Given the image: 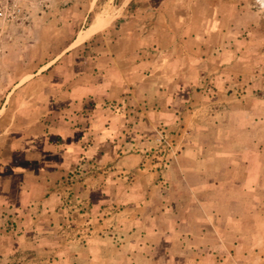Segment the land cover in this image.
Wrapping results in <instances>:
<instances>
[{"label":"rangeland","instance_id":"rangeland-1","mask_svg":"<svg viewBox=\"0 0 264 264\" xmlns=\"http://www.w3.org/2000/svg\"><path fill=\"white\" fill-rule=\"evenodd\" d=\"M130 2L0 0V264H264V0Z\"/></svg>","mask_w":264,"mask_h":264},{"label":"crops","instance_id":"crops-1","mask_svg":"<svg viewBox=\"0 0 264 264\" xmlns=\"http://www.w3.org/2000/svg\"><path fill=\"white\" fill-rule=\"evenodd\" d=\"M76 34H77V33H76ZM75 36H76V35H75ZM75 36H74V37H75ZM191 36H192V35H191ZM74 37H73V38H74ZM87 37H88V36H87ZM87 37H86V35H85L84 37H83V36H82L81 38H79V37L77 38V37H76L77 39H76V38H75V39L77 40V43H80V42H85V40L88 39ZM193 37H194V36H193ZM73 38H72V40H73ZM72 40H71V41H72ZM71 41L68 43V46L70 45ZM212 55H213V54H212ZM187 58H188V60H190V59H191V56L188 55ZM189 65H191V63H190ZM193 67H194V66H193ZM175 69H178V67L176 66ZM179 69H180V68H179ZM246 116H249V115H246ZM251 127L254 128V127H257V126L252 125ZM232 140L235 141V139H232ZM235 143H237V142L235 141ZM248 147L250 148L249 145H248ZM250 174H251V171L249 170V175H250Z\"/></svg>","mask_w":264,"mask_h":264},{"label":"trees","instance_id":"trees-1","mask_svg":"<svg viewBox=\"0 0 264 264\" xmlns=\"http://www.w3.org/2000/svg\"><path fill=\"white\" fill-rule=\"evenodd\" d=\"M129 6H137L135 3V0H131V2L129 3ZM84 43H87V41H85Z\"/></svg>","mask_w":264,"mask_h":264}]
</instances>
